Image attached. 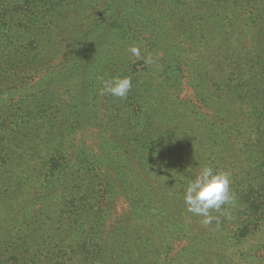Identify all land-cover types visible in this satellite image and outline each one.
Instances as JSON below:
<instances>
[{"label":"trees","instance_id":"1","mask_svg":"<svg viewBox=\"0 0 264 264\" xmlns=\"http://www.w3.org/2000/svg\"><path fill=\"white\" fill-rule=\"evenodd\" d=\"M0 264H264V0H0Z\"/></svg>","mask_w":264,"mask_h":264},{"label":"clouds","instance_id":"2","mask_svg":"<svg viewBox=\"0 0 264 264\" xmlns=\"http://www.w3.org/2000/svg\"><path fill=\"white\" fill-rule=\"evenodd\" d=\"M131 51L139 55L137 48ZM100 95H111L124 99L132 88L131 78L114 76L103 80ZM231 173L204 165L193 178L188 179L183 190V200L187 211L202 217V223L209 225L216 219L212 212L229 216L228 208L234 205L235 195L231 190Z\"/></svg>","mask_w":264,"mask_h":264}]
</instances>
